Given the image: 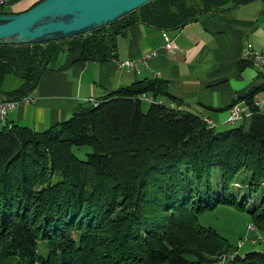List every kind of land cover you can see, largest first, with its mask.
Listing matches in <instances>:
<instances>
[{
  "label": "trees",
  "instance_id": "obj_1",
  "mask_svg": "<svg viewBox=\"0 0 264 264\" xmlns=\"http://www.w3.org/2000/svg\"><path fill=\"white\" fill-rule=\"evenodd\" d=\"M251 1L151 0L77 36L0 43V88L5 74L24 80L11 92L0 89V100L33 90L60 50L79 47L83 60H106L115 36L137 22L177 29ZM251 64L240 59L237 69ZM261 79L227 106L245 101L252 114L223 126L179 108L163 78L112 90L43 130L5 119L0 264H264V250L240 253L241 245L199 222L219 205L233 207L262 237L253 244L264 243V114L254 105ZM82 146L91 148L84 158L74 153Z\"/></svg>",
  "mask_w": 264,
  "mask_h": 264
},
{
  "label": "crops",
  "instance_id": "obj_2",
  "mask_svg": "<svg viewBox=\"0 0 264 264\" xmlns=\"http://www.w3.org/2000/svg\"><path fill=\"white\" fill-rule=\"evenodd\" d=\"M37 1L13 0L4 9L18 13ZM164 33L175 44L172 51L164 48ZM115 46L114 56L106 60H83L79 47L60 50L28 92L34 100L9 111L6 121L43 130L64 121L91 98L99 99L145 78H163L169 93L182 101L179 108L207 116L217 126L226 125L227 106L239 93L259 85L264 76V61L258 60L264 56V0L201 15L177 29L137 22L115 36ZM153 50L137 73L116 65L117 60L142 57ZM240 59L252 64L238 70ZM23 82L14 73L5 74L2 94ZM255 99L262 100L258 108L264 114V90Z\"/></svg>",
  "mask_w": 264,
  "mask_h": 264
},
{
  "label": "water",
  "instance_id": "obj_3",
  "mask_svg": "<svg viewBox=\"0 0 264 264\" xmlns=\"http://www.w3.org/2000/svg\"><path fill=\"white\" fill-rule=\"evenodd\" d=\"M151 0H38L25 11L0 13V43H46L90 32Z\"/></svg>",
  "mask_w": 264,
  "mask_h": 264
},
{
  "label": "rangeland",
  "instance_id": "obj_4",
  "mask_svg": "<svg viewBox=\"0 0 264 264\" xmlns=\"http://www.w3.org/2000/svg\"><path fill=\"white\" fill-rule=\"evenodd\" d=\"M11 2H13V0H7V3L3 5V8H6L7 6H9ZM174 48H175V45L170 50L172 51ZM92 103H95V100ZM144 107L145 108L147 107V103L144 104ZM228 109H227V115H226V122H228L227 121V116L229 113ZM10 115L11 113L7 114V116H10ZM247 122L248 120H246L245 123ZM239 123L240 122H236L235 124L238 125ZM90 151H91V148L88 146L74 148V153L80 158H84L85 154ZM248 203H250V200L247 202V204ZM199 222L203 225H206V226L209 225L213 227L220 234L228 238L231 243L238 244L239 246L241 245L242 248L239 249L240 253H243L253 248L264 250L263 242L261 243L257 242V244H253L258 240H262V237L259 235L255 236L253 234V233L256 234V229L252 225L250 216L245 212L238 211L234 209L233 207L219 205L216 208L201 214L199 216ZM216 264H225V262L223 259H221L218 262H216Z\"/></svg>",
  "mask_w": 264,
  "mask_h": 264
},
{
  "label": "built area",
  "instance_id": "obj_5",
  "mask_svg": "<svg viewBox=\"0 0 264 264\" xmlns=\"http://www.w3.org/2000/svg\"><path fill=\"white\" fill-rule=\"evenodd\" d=\"M7 3V0H0V5H5ZM166 42L164 45V48L166 50L171 51L170 49L175 45L174 42L171 39H168L166 37V34H163ZM155 51L153 50L151 53L142 56V57H136V58H126L122 60H117L116 65L118 68L126 69V70H133L136 73L139 72V64L143 63L145 64L147 62V58L151 57ZM260 61H264V56H261L258 58ZM146 100H149L147 97L144 96ZM34 100V97L32 94H26L16 99L11 100H0V124H4L6 116L9 111L15 109L20 103H28ZM90 102H93L94 99H89ZM262 101L256 100L254 101V105L259 107ZM229 113L227 116V121L232 123L234 121L241 120L242 118L248 117L252 114V111L250 109V106L245 101H239L235 103L234 109H228ZM206 122L210 125H213L211 120L205 119Z\"/></svg>",
  "mask_w": 264,
  "mask_h": 264
},
{
  "label": "bare ground",
  "instance_id": "obj_6",
  "mask_svg": "<svg viewBox=\"0 0 264 264\" xmlns=\"http://www.w3.org/2000/svg\"><path fill=\"white\" fill-rule=\"evenodd\" d=\"M235 108V105L234 106H232L230 109H234Z\"/></svg>",
  "mask_w": 264,
  "mask_h": 264
}]
</instances>
